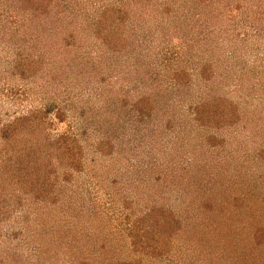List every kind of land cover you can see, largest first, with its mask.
Listing matches in <instances>:
<instances>
[{"label":"rangeland","instance_id":"rangeland-1","mask_svg":"<svg viewBox=\"0 0 264 264\" xmlns=\"http://www.w3.org/2000/svg\"><path fill=\"white\" fill-rule=\"evenodd\" d=\"M210 1L0 0V264L264 257V21L250 0ZM114 7L129 18L121 54L100 46L103 25L90 22ZM236 60L257 66L254 90L251 77L227 76ZM215 103L218 125L198 111L212 116ZM196 188L212 202L202 228L163 256L153 210L193 220ZM224 220L226 231H211L238 228L250 246L211 258L197 237Z\"/></svg>","mask_w":264,"mask_h":264},{"label":"trees","instance_id":"trees-1","mask_svg":"<svg viewBox=\"0 0 264 264\" xmlns=\"http://www.w3.org/2000/svg\"><path fill=\"white\" fill-rule=\"evenodd\" d=\"M239 1H241V0H239ZM250 1L254 3V5L256 6V9H257L255 12L256 13L255 19H258V20L262 19L264 21V0H250ZM210 3H213V2L210 1ZM30 5H31L30 6L31 12H28L29 20H34L36 17H39V10L36 11V8L33 6V4H30ZM208 6H210V5H208ZM193 7H195V4L193 5ZM195 8H197V6ZM116 10H121V8L120 7L119 8L114 7L111 11L110 10L101 11L99 13V15L94 16L95 19L90 21V22H94L93 24H95V21H97L96 22L97 24L101 23L103 25L102 30L98 29V31H100V34H104L106 39H105V44H103V42H101L102 44H100V46L102 45L103 47H106V49L108 50L107 52L116 50L115 48H117V52L121 54L122 49L124 48V45H125V41H127V39H128V38H126L128 32H127V28L124 27L125 26L124 21L125 20L127 21L129 18L124 13L118 12ZM40 12H42V15H45V12L43 10ZM62 23L64 25H66V24L69 25L65 21L64 22L62 21ZM105 26H107V29H104ZM58 29H59V27L57 28L56 31H58ZM60 30L62 32L64 29L60 28ZM74 35L75 34H70L69 36L73 37ZM92 37H94V36H92ZM99 37H100V35H98L95 40H98ZM78 38L79 37H77V39ZM231 68H232V70L229 71L227 76H229L231 78V80H234V82H242L244 77H248V76L251 77V75H253V73L257 74L255 71L258 70L257 66H254V71L252 72V69H249V67L247 68V66L241 64L238 60H236L235 65H232ZM205 70L206 69L202 66L199 74H204ZM50 71H54V70H50ZM252 78L253 77L250 78L251 83L247 87V89L249 91L254 90L256 88L252 84L257 82V80H256L257 78L256 79L255 78L252 79ZM239 89L243 90V87L240 86V88H238L237 91H239ZM221 108H222L221 104L215 103L213 106L212 116L207 117L206 115H204L206 113L207 109L204 106H203V108L200 107V108H198L199 117H201V120H203V121L206 119L207 120L211 119V121H213L216 125H218V123L221 120L225 119V115H226V114L224 115V111L221 110ZM35 117H37V116H35ZM33 119H37V118H33ZM37 120L39 123L38 125H40V123L44 122L43 120H39V119H37ZM28 125L31 126L32 133L34 135L36 134V137H39L40 136L39 126L34 125V124H28ZM41 128H42L41 132L43 134H45L46 136L49 135L48 132H46L45 127H41ZM3 132H4V130H3ZM56 144L60 145V148H62L60 143H56ZM65 154H68V153L64 152V155ZM199 191L200 192L203 191V193L201 194V199L202 198L203 199L200 201V203H197L199 205H197V204L195 205L196 206V217L193 220H187L182 216L179 220L177 218V215L170 212V210L165 206H164L165 210L163 209V207L158 208V209L155 208L153 210V212L155 211V213H154L155 219H153V226L158 227L160 234H163V236H161V239H163V256L167 252H171V250H174L175 252L182 251L184 249L183 246H185V242H183L182 239H186V238L188 239L189 236L195 237L196 236L195 231H197V229H199L202 226L201 224L195 223V222L198 218H200L199 216L202 215L204 211L206 212V214L209 213L207 211H208V209H210L209 205H212V202L210 199H208L209 196L205 193L204 189H200V188H199V190H198V188H196V190L193 189V192H195V193H198ZM209 191L211 193L212 190H209ZM189 192L190 191H187V193H189ZM193 192L191 193L192 195L194 194ZM197 197L200 198L199 194L197 196L193 195L192 202L194 204L196 203L195 201H198ZM244 207H245V204H242V206L239 208V214H238L239 219L237 217L235 219L236 223H237V219H238V222L240 224L242 223L240 225V228H242V231L245 230V228L248 224V223L247 224L243 223L242 219H241L243 214H245V212L248 209V208H244ZM260 211H261V213H263V216H262L263 218H261V220H262V222H264V205L263 204H262ZM153 212L150 213L151 216H152ZM249 215H252V214H249ZM247 221L248 222L251 221V217L246 219V222ZM215 223H216V226H214L212 229H209L208 231L204 232V234L205 233H209V234H207L206 236L205 235L202 236L203 238L197 237L199 240L198 239L196 240L201 245V249L204 250L206 253L208 252L209 256L211 258H215V257L212 256V254L210 252H219V251L223 250V248L225 249L226 246H228V247L233 246L234 249H245L248 246H250L248 244L249 241L247 240V238L243 237V234L241 233L242 231L241 232L237 231L238 228L236 230H232V233L228 234V235H226V233L225 234L213 233L211 230L214 231V230L218 229L222 232L226 231V229H227L226 226L228 225L227 220L218 221V222L215 221ZM258 225H260V222L251 223L249 225V227L258 226ZM193 229H195V230H193ZM186 231H190V232L188 233ZM201 231H205V230H201ZM187 235H188V237H187ZM217 236L219 238H216ZM222 243H224L225 245ZM189 244H192V243L190 242ZM171 247H174V249H172ZM214 248L216 250H213ZM243 252H244V250H243ZM260 252H261V250H260ZM240 253H242V252H240ZM230 254H227L225 257V259L227 261L229 259H231V257H232ZM214 255L216 256L217 254H214ZM245 255H246L245 259L240 261V262H238L239 255H237L235 257L236 261L234 260V264L235 263L236 264H264V257L262 259H260L259 261H256L255 260V257H256L255 254L252 256L247 255V254H245ZM219 257H222V256H219ZM193 264H194V262H193Z\"/></svg>","mask_w":264,"mask_h":264}]
</instances>
